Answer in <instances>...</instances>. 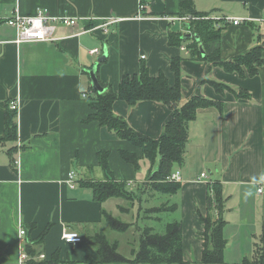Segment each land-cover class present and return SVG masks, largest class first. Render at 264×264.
Segmentation results:
<instances>
[{
	"label": "crops",
	"instance_id": "1",
	"mask_svg": "<svg viewBox=\"0 0 264 264\" xmlns=\"http://www.w3.org/2000/svg\"><path fill=\"white\" fill-rule=\"evenodd\" d=\"M193 1L199 13L243 21H217L224 26L223 61L264 48V0ZM42 8L53 16L77 19L78 27L57 28L53 42L15 44L16 31L6 20L16 14L32 17ZM179 11L180 0H0V264H19L20 224L29 246L47 261L56 252L63 263L100 260L89 239L98 233L108 236L105 212L121 218L119 206L125 203L117 198L99 203L82 183L105 180L100 152L109 153L114 178L131 187L146 182L150 164L141 160L137 171L121 152L142 158L141 149L96 122L84 123L90 109L83 94L92 96L87 72L102 56L90 52L108 51L98 78L114 90L123 76L138 74L142 62L151 76L163 72L174 85L171 60L189 54L186 44L175 47L168 41L169 31L188 33V22L176 20ZM108 19L117 22L105 31L100 26ZM181 69L183 103L198 96L223 105L222 110L200 109L188 124L185 160L174 170L182 185L174 200L182 218L183 259L188 264L202 260L204 224L199 213L207 215L209 183L219 181L227 199L225 262L242 264L253 256L264 224V68L255 77H242L208 62L184 60ZM210 82L244 89L251 98L238 99L230 91L220 94ZM16 100L17 139L5 142L6 107ZM113 109L152 139L161 136L171 114L153 101L134 108L116 101ZM72 171L77 177L71 184ZM202 174L207 179L201 180ZM64 231L78 233L82 242H65Z\"/></svg>",
	"mask_w": 264,
	"mask_h": 264
},
{
	"label": "trees",
	"instance_id": "2",
	"mask_svg": "<svg viewBox=\"0 0 264 264\" xmlns=\"http://www.w3.org/2000/svg\"><path fill=\"white\" fill-rule=\"evenodd\" d=\"M211 13H199L195 9L193 0H180L178 17L192 19L187 23L188 33L183 34L175 31L168 33L169 45L183 47L186 44V49L189 52L188 56L181 55L171 60V70L175 75L174 85H170L163 72L156 77L151 76L149 67L145 62H142L139 73L133 76H123L118 89L114 90L111 85L99 80L97 69V78L105 92L98 94L91 88L92 96L88 97L90 114L84 123L96 122L100 127H105L115 133L119 139L141 149L142 158H139L135 153L126 151L121 152V157L125 162L133 165L137 171L140 169L141 160L148 161L150 168L148 179L144 185L138 187L137 192L131 191L128 188V182L118 181L114 178L109 166V153H98L99 166L105 173V180L82 183L83 187H88L93 191L95 201L104 203L109 199L117 198L123 200L125 204L134 206L136 201H140L142 194L149 190L153 193V197L156 195L161 198L167 197L168 201L162 203L160 207L146 210L145 214H148L146 219H156L153 218V214L156 213L177 212L178 205L170 203V201L179 193L182 185L170 182L169 177L174 173L176 166L184 163L189 141L188 124L197 118L200 109L209 107L223 109L222 102L198 96L186 103L182 102V62L184 60L208 62L213 67H220L228 73H238L242 77H255L259 73V69L264 68V48L262 46H257L246 54L236 56L228 61L222 60L221 33L224 26L221 22L211 19ZM187 34L199 37V41L185 40L184 36ZM200 46L204 49V55ZM103 53L104 50L101 54L103 55ZM99 66L100 64L98 68ZM210 83L220 94L230 91L238 99L251 98L250 93L244 89L235 90L225 84ZM116 101H124L131 108L145 101L158 102L167 106L171 114L161 136L158 139H152L133 129L125 118L115 113L113 105ZM16 139L17 112L11 110L9 103L6 107L4 141L15 142ZM211 192H214V197ZM226 202L222 184L219 181L209 183L208 213L206 216L199 213V221L204 224V231L201 233L204 250L199 264H226L225 251L228 242L224 236V229L227 222L223 217ZM125 204L119 206L122 215L130 211ZM105 217L111 230L118 233H126L132 225L118 217L106 214V212ZM46 234L47 230L41 236L40 242ZM89 240L95 246L100 260L87 259V264H188L183 259V225L179 219L167 223L163 234L155 232L152 227H144L140 231L137 248L134 246L130 252L132 257H127L121 251V244L118 240H112L104 233H98ZM25 250L31 258L28 264H76L61 262L58 252L53 255L50 261L39 259L43 253L36 254V251L28 243H26ZM252 260L245 257L242 264H264V224L259 242L255 244Z\"/></svg>",
	"mask_w": 264,
	"mask_h": 264
},
{
	"label": "built area",
	"instance_id": "3",
	"mask_svg": "<svg viewBox=\"0 0 264 264\" xmlns=\"http://www.w3.org/2000/svg\"><path fill=\"white\" fill-rule=\"evenodd\" d=\"M144 6L140 5V10L142 11ZM140 17V15H139ZM211 19L215 21H225L231 22L234 25H239L243 21L241 19L235 18H218L212 17ZM192 18L184 17L178 18L176 20L188 22ZM209 19V18H208ZM117 22V19H108L105 20L104 23L100 26L101 29L107 30V28ZM6 23L12 27L16 31V39L15 44L20 45L22 43H35V42H53L56 40L55 32L59 27H67V28H76L78 27V21L75 18H71L69 16H53L47 9H39L36 14L32 17H23L20 15H14L8 20ZM92 55L101 54V50L94 49L90 52ZM85 99H88L87 94H83ZM11 110H15L17 113L20 111V101L16 100L10 103ZM77 177L76 172L72 171L69 174V182H72ZM201 180L207 179L206 174H202L200 177ZM170 182L180 183L181 177L179 173H173L169 177ZM262 192V188L258 191ZM26 234L27 231L22 224L19 225V233H18V242H19V256L18 262L19 264H28L31 258L28 256L25 246H26ZM62 238L65 242L69 244H77L82 242V238L76 232H68L64 231ZM39 259H45L44 254L39 256Z\"/></svg>",
	"mask_w": 264,
	"mask_h": 264
},
{
	"label": "rangeland",
	"instance_id": "4",
	"mask_svg": "<svg viewBox=\"0 0 264 264\" xmlns=\"http://www.w3.org/2000/svg\"><path fill=\"white\" fill-rule=\"evenodd\" d=\"M262 27V29H264V25ZM143 185L144 183H140L135 187L128 186V188L131 191L134 190L135 192H137V188H140ZM167 201V197L161 198V196L159 195L153 197V193L149 190H146L142 194L140 201H136L134 206H130L128 203L125 204L126 207L130 209V211L129 213H124L120 219H122V221L124 222L131 223L132 225L129 227L126 233H118L109 229L108 236L111 237L112 240L114 239L120 242L121 251L125 253L127 257H132L130 252L134 249V246L135 248H137L140 231L144 227H152L155 232L163 234L165 232V225L167 223L182 219L181 216L176 212H161L153 214V218H156L154 220L145 218L148 216V214H145L146 210L157 206L160 207L162 203H165ZM170 203H176L174 198L170 201ZM246 203L249 204V202ZM252 259L253 256L250 257L251 261H253ZM190 264H196V262H192Z\"/></svg>",
	"mask_w": 264,
	"mask_h": 264
},
{
	"label": "water",
	"instance_id": "5",
	"mask_svg": "<svg viewBox=\"0 0 264 264\" xmlns=\"http://www.w3.org/2000/svg\"><path fill=\"white\" fill-rule=\"evenodd\" d=\"M187 28H188V25H187ZM184 39L185 40L195 39L196 41H199V37L193 36L192 34H187L186 36H184ZM200 50L202 54L204 55L205 53H204V49L202 46H200ZM107 57H108V51L105 50L103 55L97 60V63L94 64L92 69L88 70V75L91 80L92 88L98 94H103L105 92V89L100 85V82L97 78V69H98V65L104 62L107 59Z\"/></svg>",
	"mask_w": 264,
	"mask_h": 264
}]
</instances>
